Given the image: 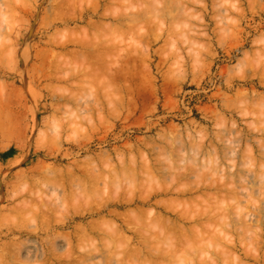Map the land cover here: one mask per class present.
Returning a JSON list of instances; mask_svg holds the SVG:
<instances>
[{"label":"rangeland","instance_id":"rangeland-1","mask_svg":"<svg viewBox=\"0 0 264 264\" xmlns=\"http://www.w3.org/2000/svg\"><path fill=\"white\" fill-rule=\"evenodd\" d=\"M63 2L62 0H0V96H2V99L0 98V254L2 255H0V264H43L40 262L44 259V264L53 262V264H84V262L107 264V260L108 264L111 262L116 264L117 261L121 262L123 256H127L125 260L122 258L124 262L128 261L129 256L131 257L128 264H132L133 260V264L142 262L152 264L153 260L158 259L160 262L153 264H168L174 255V261L169 264H182L183 260L185 264L184 256L189 261L186 264H264V155H262L264 154V0H64ZM60 7L62 8L59 9ZM131 14L133 16H130ZM149 14L151 15L148 16ZM89 22L94 25H89ZM119 30L122 32L120 33ZM122 33L127 34L122 35ZM73 38H76L75 41ZM113 43L115 47L112 51ZM104 46L110 52L106 51ZM102 47L105 48L106 53L102 52L98 55V52L103 50ZM92 48L96 50L93 49L94 53ZM86 51H91L90 55ZM142 51L145 55L140 56ZM43 56L47 58L45 61H42ZM98 61L100 62L97 63ZM82 69L84 70L81 71ZM87 71L88 74H84ZM122 71L124 72L120 74ZM128 167L130 169L126 173L130 176L124 174ZM69 169L70 171L72 169V173ZM173 171H178L176 175L181 174L180 177H176ZM208 171L211 172L212 177ZM117 172L121 175L119 176L121 180L116 179ZM224 173L226 175H223ZM45 175L46 177L49 175L48 178ZM132 177H135L134 180ZM225 177L230 178L231 183ZM76 178L79 181L73 183L72 180L75 181ZM45 179L51 181L47 182ZM209 179H212L211 183L215 188L217 187L216 189ZM206 183L208 185H205ZM79 184L83 186L80 187ZM161 185L163 188L171 186L174 189H184L187 193L182 196L161 194L152 197L151 192L161 189ZM149 195L151 204L140 207L139 200ZM174 195L177 199L182 197L183 200L180 198L176 200ZM215 197L219 200L217 201ZM197 200L200 204H197ZM166 202L170 204L167 205ZM188 202L192 203L188 205ZM214 202L219 205L217 212ZM161 203L168 206L169 211L171 208V212L176 213L177 216H180L181 212L187 214V211L190 214L189 216L183 214L189 220H179V222L183 220V225L179 223L182 232L186 227L191 228V230L186 229L188 232H183L185 239L184 236L179 235L181 240L186 241L185 246L179 239H176V242L179 240L180 243L174 242V237H171V240L174 238L173 241L169 242L166 239L162 242L161 235L168 236L171 231L163 233L150 224V218L158 213L160 208L157 205ZM207 205H215L214 209H216L215 211L213 208L210 209L209 215L213 216L215 212L218 214L222 210V214L226 212L227 215L224 214L223 217L219 216L221 214L219 213L214 214V218L211 215L208 217ZM221 206L222 208L227 206L226 211L220 210ZM31 213L33 218L30 216ZM123 213H126L125 216ZM171 215L166 214V217L173 220ZM222 221L224 222L221 227ZM109 223L117 227L109 226ZM139 224L143 225V229L141 228L143 234L146 233L144 227L147 226L150 231H156L157 233H152L161 239L158 242V237L155 235L156 239H154L157 243L154 239L153 242H149L153 246L157 244L153 250L158 248L160 249L158 252L161 251L159 256L151 251L152 257L156 256L157 260L149 255V261L151 260L149 262L145 253L146 261L142 253L137 256L130 254V245L134 249L131 251L135 252L140 247L139 241L152 235L147 230V234L151 235L143 236L141 229H138L141 226ZM206 226H209V230L211 228L210 232L206 231ZM192 227L200 230L193 231ZM113 228L119 231L116 233ZM218 228L220 229L217 230ZM248 229L254 232L250 233ZM87 230H90V233ZM196 231L199 233L195 234ZM191 232L195 233L191 235ZM212 232H215L218 238H213ZM109 233L113 234L108 236ZM115 233L120 234L115 235ZM137 233L140 234L137 236ZM202 235L206 236V239ZM209 235L214 242L217 241L218 247H215ZM197 236L203 238L197 241L195 240ZM198 242L199 246L196 248ZM206 243L208 249L203 247ZM212 243L213 246L210 245ZM81 244L84 247H81ZM166 244L170 247H166ZM189 244L191 247L194 245V249ZM220 245L222 249L219 248ZM106 246L113 250H109ZM126 246L129 247V251ZM174 246L176 250H172ZM200 246L203 247L202 251L199 250ZM92 248H94L93 252H90L89 249ZM98 248L101 251H98ZM107 249L111 255L108 254ZM124 249L127 251L125 250L122 256ZM120 250H122L121 254ZM58 251L63 253L60 254ZM179 251L181 254L177 257ZM56 257L61 258L56 259ZM135 257L139 258V263ZM26 259L28 262L24 261ZM3 260H6V263H2ZM123 260L120 264L124 263Z\"/></svg>","mask_w":264,"mask_h":264},{"label":"bare ground","instance_id":"bare-ground-1","mask_svg":"<svg viewBox=\"0 0 264 264\" xmlns=\"http://www.w3.org/2000/svg\"><path fill=\"white\" fill-rule=\"evenodd\" d=\"M63 1H64V0H62V2H63ZM65 1H66V0H65ZM139 1H141V0H139ZM129 2H130V1H129ZM147 2H149V1H147ZM154 2H155V1H154ZM63 3H64V2H63ZM66 3H67V2H66ZM98 3H99V2H98ZM98 3H96V6H97ZM64 4H65V3H64ZM70 4H71V3H70ZM128 4H129V3H128ZM57 5H58V4H57ZM57 5H56V6H57ZM60 5H62V4H60ZM96 6H95V8H96ZM99 6H100V5H99ZM147 6H148V5H147ZM149 6H150V5H149ZM62 7H63V6H62ZM62 7H60L59 9H61ZM64 7H65V5H64ZM68 7H69V6H68ZM150 7H151V6H150ZM66 8H67V7H66ZM91 10H92V9H91ZM96 10H97V9H96ZM144 10H146V9H144ZM141 11H142V10H141ZM147 11H148V9H147ZM153 11H154V10H153ZM153 11H152V12H153ZM158 11H159V10H158ZM61 12L63 13V11H61ZM93 12H94V11H93ZM124 12H125V11H124ZM136 12H137V11H136ZM138 12H139V11H138ZM120 13H121V11H120ZM141 13H142V12H141ZM147 13H148V12H146V15H147ZM102 14H103V13H102ZM132 14H136V13H132ZM132 14H131L130 16H133ZM139 14H140V13H139ZM152 14H153V13H152ZM118 15H119V14H118ZM122 15H124L123 12H122ZM126 15H128V14H126ZM146 15H145V16H146ZM150 15H151V14H149L148 16H150ZM154 15H155V14H154ZM97 16H98V15H97ZM103 16H104V15H103ZM105 16H106V15H105ZM110 16H111V15H110ZM135 16H136V15H135ZM152 16H153V15H152ZM136 17H137V16H136ZM136 17H134V20L136 19ZM146 17H147V16H146ZM112 18H113V17H112ZM122 18H123V16H122ZM139 18H140V17H139ZM118 20H119V19H118ZM123 20H124V19H123ZM128 20H129V19H128ZM141 20H144V19L141 18ZM112 21H113V20H112ZM136 21H137V20H136ZM136 21H134V23H136ZM144 21H145V20H144ZM102 22H103V21H102ZM116 22H117V21H116ZM119 22H120V21H119ZM137 22H138V21H137ZM89 23H90V22H89ZM100 23H101V21H100ZM108 23H109V22H108ZM112 23H113V22H112ZM123 23H125V22H123ZM139 23H140V22H139ZM91 24H93V23H90L89 25H91ZM95 24H96V22H95ZM98 24H99V22H98ZM101 24H102V23H101ZM93 25H94V24H93ZM93 25H91V26H93ZM120 25H121V24H120ZM127 25H128V24H127ZM136 25H137V23H136ZM99 26H100V25H99ZM108 26H109V25H108ZM112 26H113V25H112ZM112 26H111V27H112ZM116 26H117V25H116ZM128 26H129V25H128ZM130 26H131V24H130ZM102 27H104V26H101V28H102ZM109 27H110V26H109ZM89 28H90V27H89ZM113 28H114V27H113ZM138 28H139V27H138ZM104 29H105V27H104ZM133 29H134V28H133ZM88 30H89V29H88ZM96 30H97V29H96ZM96 30H95V31H96ZM115 30H117V29H115ZM128 30H129V29H128ZM106 31H107V28H106ZM111 31H113L112 28H111ZM119 31H120V30H119ZM69 32H70V31H69ZM69 32H68V33H69ZM121 32H122V30L120 31V33H121ZM125 32H128V31H125ZM135 32H136V31H135ZM135 32H134V33H135ZM107 33H108V32H107ZM116 33H117V32H116ZM131 33H132V32H131ZM72 34H73V33H72ZM123 34H124V33H122V35H123ZM125 34H127V33H125ZM125 34H124V35H125ZM143 34H144V33H143ZM143 34H142V35H143ZM64 35H65V34H64ZM66 35H67V34H66ZM68 35H69V34H68ZM69 36H71V34H70ZM80 36H81V35H80ZM80 36H79V38H80ZM92 36H93V35H92ZM131 36H132V35H131ZM65 38H67V37H65ZM69 38H70V37H69ZM99 38H100V37H99ZM123 38H124V37H123ZM128 38H129V37H128ZM73 39H74V41H75L76 38H73ZM81 39H82V37H81ZM81 39H79V41H81ZM84 39H85V38H84ZM86 39H87V38H86ZM132 39H133V38H132ZM77 40H78V39H77ZM99 40H100V39H99ZM103 40H107V39H103ZM109 40H110V39H109ZM72 41H73V40H72ZM74 41H73V42H74ZM79 41H78V42H79ZM84 41H85V40H84ZM84 41H83V42H84ZM127 43H128V42H127ZM84 44H85V43H84ZM81 45H83V43H81ZM83 46H84V45H83ZM96 46H97V45H96ZM98 47H99V46H98ZM100 47H101V46H100ZM104 47H105V46H104ZM110 47H112V46L110 45ZM114 47H115V46H114V43H113V49H112V51L114 50ZM90 48H91V47H90ZM95 48H96V47H95ZM95 48H92V53H94V52H93V49L95 50ZM105 48H106V47H105ZM105 48H104V49H105ZM108 48H109V47H108ZM102 49H103V47H102ZM104 49H103L102 51L100 50L101 52H98V55H100L102 52H103V53H106V52H104ZM42 50H43V49H42ZM90 50H91V49H90ZM105 50L108 51L107 48H106ZM50 51H51V50H50ZM81 51H82V50H81ZM83 51H85V50H83ZM95 51H96V50H95ZM75 52H77V51H75ZM86 52H87V51H86ZM86 52H85V53H86ZM89 52H91V51H89ZM89 52H87V53L89 54ZM108 52H110V51H108ZM115 52H116V51H115ZM125 52H126V51H125ZM142 52H143V51H142ZM58 53H59V52H58ZM92 53H91V54H92ZM95 53H96V52H95ZM40 54H41V53H40ZM48 54H49V53H48ZM60 54H61V53H60ZM88 54H87V56H88ZM119 54H120V53H119ZM128 54H129V53H128ZM137 54H138V53H137ZM141 54H144V52H143V53H140V56H141ZM36 55H37V54H36ZM41 55H42V54H41ZM55 55H56V54H55ZM63 55H64V54H63ZM89 55H90V54H89ZM144 55H145V54H144ZM144 55H143V56H144ZM56 56H57V55H56ZM64 56H65V55H64ZM66 56H67V55H66ZM84 56L86 57V55H84ZM101 56H102V55H101ZM115 56H116V55H115ZM119 56H120V55H119ZM132 56L134 57L135 55L132 54ZM138 56H139V55H138ZM143 56H142V57H143ZM146 56H147V55H146ZM77 57H78V56H77ZM91 57H92V56H91ZM105 57H106V56H105ZM110 57H111V53H110ZM129 57H131V55H130ZM142 57H141V58H142ZM40 58H41V57H40ZM43 58H44V56L42 57V59H43ZM68 58H69V56H68ZM101 58H103V56H102ZM122 58H123V57H122ZM135 58H136V56H135ZM135 58H134V59H135ZM137 58H138V57H137ZM139 58H140V57H139ZM45 59H47V58L45 57L44 60H42V61H45ZM85 59H86V58H85ZM91 59H92V58H91ZM91 59H90V60H91ZM94 59H95V58H94ZM126 59H127V58H126ZM142 59L144 60V58H142ZM86 60H87V59H86ZM114 60H115V59H114ZM117 60H118V59H117ZM120 60H122V59H120ZM131 60H132V58H131ZM57 61H58V59H57ZM71 61H72V60H71ZM81 61H82V60H81ZM88 61H89V60H88ZM92 61H93V60H92ZM92 61H91L90 63H92ZM108 61H109V60H108ZM118 61H119V60H118ZM126 61H127V60H126ZM139 61H141V60H139ZM60 62H61V61H60ZM93 62H95V61H93ZM99 62H100V61H98L97 63H99ZM104 62H105V61H104ZM119 62H120V61H119ZM123 62H125V61H123ZM132 62H133V61H132ZM146 62H147V61H146ZM54 63H55V61H54ZM86 63H87V62H86ZM108 63H109V62H108ZM140 63H141V62H140ZM144 63H145V62H144ZM43 64H44V63H42V65H43ZM46 64H47V63H46ZM49 64H50V62H49ZM56 64H57V63H56ZM78 64H79V63H78ZM103 64H104V63H103ZM137 64H138V63H137ZM50 65H51V64H50ZM50 65H49V66H50ZM79 65H80V64H79ZM79 65H78L77 67H79ZM86 65H87V64H86ZM101 65H102V64H101ZM109 65H110V64H109ZM117 65H118V64H117ZM43 66H44V65H43ZM45 66H46V65H45ZM90 66H92V64H90ZM99 66H100V65H99ZM111 66H112V65H111ZM111 66H110V67H111ZM118 66H119V65H118ZM96 67H98V66H96ZM103 67H104V65H103ZM119 67L121 68V66H119ZM135 67H136V66H135ZM147 67H148V66H147ZM147 67H146V69H147ZM84 68H85V67H84ZM101 68H102V67H101ZM111 68H112V67H111ZM120 68H119V69H120ZM127 68H128V67H127ZM42 69H44V68H42ZM46 69H48V67H47ZM91 69H92V68H91ZM91 69H90V70H91ZM93 69H94V68H93ZM104 69H105V68H104ZM116 69H117V68H116ZM132 69H134V68H132ZM132 69H131V70H132ZM83 70H84V69H82L81 71H83ZM90 70H89V71H90ZM99 70H100V69H99ZM131 70H129V71H131ZM136 70H138V68H137ZM140 70H141V69H139L138 72H140ZM33 71L35 72V69H34ZM97 71H98V70H97ZM102 71H103V70H102ZM116 71H118V70H116ZM119 71H120V70H119ZM124 71H125V70H124ZM124 71H122L121 73L119 72V73L122 74ZM127 71H128V69H127L125 72L127 73ZM90 72H91V71H90ZM104 72H106V71H104ZM95 73H96V72H95ZM81 74H83V72H82ZM84 74H88V71H87V73L85 72ZM89 74H90V73H89ZM93 74H94V73H93ZM99 74H100V72H99ZM134 74H135V73H133V75H134ZM145 74H146V73H145ZM145 74H144V75H145ZM91 75H92V73H91ZM91 75H90V76H91ZM95 75H96V74H95ZM97 75H98V74H97ZM110 75H112V74H110ZM125 75H126V74H125ZM125 75H122V76L124 77ZM127 75H128V74H127ZM131 75H132V74H131ZM113 76H114V75H113ZM119 76H120V75H119ZM128 76H129V75H128ZM141 76H142V75H141ZM108 77H109V76H108ZM111 77H112V76H111ZM114 77L116 78V76H114ZM117 77H118V73H117ZM145 77H146V76H145ZM118 78H119V77H118ZM121 78H122V77H121ZM125 78H127V77L125 76ZM131 78H134V77H131ZM116 79H117V78H116ZM116 79H115V80H116ZM123 79H124V78H123ZM137 79H138V78H137ZM137 79H136V80H137ZM139 79H140V77H139ZM81 80H82V79H81ZM110 80H111V79H110ZM112 80H113V79H112ZM112 80H111V81H112ZM115 80H114V81H115ZM87 81H88V80H87ZM89 81H90V80H89ZM118 81H120V80H118ZM116 82H117V81H116ZM114 83H115V82H114ZM114 83H113V84H114ZM118 83H120V82H118ZM0 86H1V85H0ZM2 88H3V86H2ZM262 96H263V95H262ZM1 97H2V96H0V98H1ZM260 97H261V96H260ZM1 99H2V98H1ZM4 99H5V98H4ZM253 100H254V99H253ZM253 100H252V101H253ZM255 100H256V99H255ZM6 101H7V97H6ZM8 101H9V99H8ZM261 101H262V100H261ZM0 102H1V101H0ZM3 102H4V104H5V100H4ZM9 102H10V101H9ZM6 103H8V102H6ZM6 105H7V104H6ZM8 105H9V104H8ZM0 106H1V104H0ZM6 109H7V108H6ZM0 110H1V109H0ZM7 110H8V109H7ZM9 112H10V111H9ZM254 112H255V111H254ZM263 112H264V111H263ZM257 116H258V115H257ZM2 119H3V118H2ZM4 119H5V118H4ZM263 120H264V119H263ZM77 122H79V121H77ZM75 123H76V122H75ZM77 124H78V123H77ZM81 125H82V124H81ZM82 126H83V125H82ZM72 127H73V126H72ZM75 129H76V128H75ZM77 129H79V128H77ZM216 136H217V135H216ZM263 137H264V136H263ZM258 138H259V137H258ZM261 139H262V137H261ZM190 140H191V139H190ZM224 140H225V139H224ZM191 141H193V140H191ZM194 141H195V140H194ZM229 141H230V140H229ZM262 141H263V140H262ZM199 142H200V141H199ZM203 142H204V140L202 141V143H203ZM210 142H211V141H210ZM189 143H190V142H189ZM194 143H195V142H194ZM200 143H201V142H200ZM212 143H213V142H212ZM261 143H262V142H261ZM192 144H193V143H192ZM196 144H198V143H196ZM210 144H211V143H210ZM263 144H264V143H263ZM186 145H187V144H186ZM193 145H194V144H193ZM203 145H204V144H203ZM213 145H214V144H213ZM230 145H231V144H230ZM181 146H182V145H181ZM188 146H189V145H188ZM190 146H192V145H190ZM197 146H199V145H196V147H197ZM200 146H202V145L200 144ZM226 146H227V145H226ZM206 147H207V146H206ZM210 147H211V146H210ZM214 147H215V146H214ZM229 147H230V146H229ZM229 147H228V148H229ZM173 148H175V147H173ZM185 148H186V147H185ZM190 148L193 149V147H190ZM202 148H204V147H202ZM202 148H200V149H202ZM208 148H209V147H208ZM233 148H234V147H233ZM186 149H187V148H186ZM192 149H191V150H192ZM196 149H198V148H196ZM196 149H195V150H196ZM210 149H211V148H210ZM215 149H216V148H215ZM230 149H231V148H230ZM176 150H177V148H176ZM182 151H183V150H182ZM192 151H193V150H192ZM197 151H199V149H198ZM215 151H216V150H215ZM234 151H235V150H234ZM250 151H251V150H250ZM160 152H161V151H160ZM193 152H195V151H193ZM201 152H202V151H201ZM209 152H210V151H209ZM217 152H218V151H217ZM217 152H216V153H217ZM262 152H263V151H262ZM203 153H204V152H203ZM218 153H219V152H218ZM260 153H261V152H260ZM260 153H259V154H260ZM205 154H206V153H205ZM224 154H225V153H224ZM227 154H228V153H227ZM191 155H193V154H191ZM199 155H200V154H199ZM209 155H210V154H209ZM225 155H226V154H225ZM248 155H249V154H248ZM262 155H264V154H262ZM183 156H185V155H183ZM200 156H201V155H200ZM216 156H217V154H216ZM147 157H148V156H147ZM201 157H202V156H201ZM209 157L212 158L211 156H209ZM213 157H214V156H213ZM261 157H262V156H261ZM263 157H264V156H263ZM205 158H206V157H205ZM217 158H218V156L215 157L216 161H217ZM105 159H106V158H105ZM167 159H168V158H167ZM199 160H200V158H199ZM209 160H210V159H209ZM211 160L214 161L213 159H211ZM219 160H220V159H219ZM108 161L110 162V160H108ZM142 161H143V160H142ZM148 161H149V160H148ZM168 161H169V160H168ZM172 161H173V159H172ZM203 161H204V160H203ZM203 161H200V162H203ZM208 162H209V161H208ZM220 162H221V161H220ZM88 163H89V162H88ZM122 163H124V162H122ZM143 163H144V162H143ZM149 163H150V162H149ZM168 163H169V162H168ZM231 163H232V162H231ZM150 164H151V163H150ZM171 164H172V163H171ZM199 164H200V163H199ZM204 164H205V163H204ZM206 164H207V163H206ZM210 164H211V163H210ZM155 165H156V163H155ZM159 165H161V164H159ZM165 165H167V163H166ZM165 165H164V166H165ZM208 165H209V164H208ZM137 166H139V165H137ZM143 166H144V164H143ZM152 166H153V165H152ZM210 166H211V165H210ZM45 167H47V166H45ZM82 167H83V166H82ZM84 167H85V166H84ZM109 167H110V166H109ZM130 167H131V166H130ZM204 167H206V165H205ZM263 167H264V166H263ZM47 168H48V167H47ZM47 168H46V169H47ZM49 168H50V167H49ZM54 168H55V167H54ZM122 168H123V167H122ZM133 168H134V167H133ZM138 168H139V167H138ZM138 168H137V169H138ZM176 168H177V167H176ZM178 168H179V166H178ZM208 168H210V167H208ZM44 169H45V168H44ZM50 169H52V168H50ZM56 169H57V168H56ZM86 169H87V168H86ZM86 169H85V170H86ZM98 169H99V168H98ZM113 169H114V168H113ZM119 169H120V168H119ZM128 169H130V168L128 167L127 170L124 171V174H128V175H129V173H126V172L128 171ZM139 169H140V168H139ZM152 169H154V168H152ZM203 169H204V168H203ZM212 169H214V168L212 167ZM60 170H61V169H60ZM90 170H91V169H90ZM90 170H89V171H90ZM120 170H121V169H120ZM146 170H147V169H146ZM166 170H167V169H166ZM174 170H175V169H174ZM179 170H180V169H179ZM214 170H215V169H214ZM43 171H44V170H43ZM43 171H42V172H43ZM54 171H55V170L53 169V172H54ZM69 171H70V169H69ZM71 171H72V169H71ZM71 171H70V173H72ZM74 171H75V170H74ZM83 171H84V170H83ZM97 171H99V170H97ZM101 171H102V170H101ZM114 171L116 172V170H114ZM144 171H145V169H144ZM195 171H196V170H195ZM197 171H198V170H197ZM211 171H212V170H211ZM216 171H217V170H216ZM84 172H85V171H84ZM84 172H83V173H84ZM93 172H94V171H93ZM105 172H106V171H105ZM107 172H108V171H107ZM132 172H133V171H132ZM138 172H139V170H138ZM157 172H158V171H157ZM173 172H174L175 175H176V173H177L178 171H173ZM198 172H199V171H198ZM208 172H209V171H208ZM46 173H47V172H46ZM85 173H86V172H85ZM100 173H101V172H100ZM111 173H112V172H111ZM117 173H118V175H117L118 178H116V179L121 180V179H119V176L121 177V175H119V172H117ZM146 173H147V171H146ZM160 173H161V172H160ZM185 173H186V172H185ZM209 173H210V176H211V172H209ZM216 173H217V172H216ZM232 173H233V172H232ZM39 174H41V172H40ZM55 174H56V173H55ZM60 174H62V173H60ZM63 174H64V173H63ZM74 174H75V173H74ZM74 174H73V175H74ZM81 174H82V173H81ZM89 174H90V173H89ZM98 174H99V173H98ZM130 174H131V171H130ZM133 174H134V173H133ZM136 174H137V173H136ZM147 174H148V173H147ZM178 174H179V173H178ZM201 174H202V171H201ZM235 174H236V173H235ZM256 174H257V172H256ZM42 175H44V173H43ZM67 175H68V174H67ZM73 175H72V176H73ZM78 175H79V174H78ZM94 175H95V174H94ZM94 175H93V176H94ZM113 175H114V174H113ZM128 175H127V176H128ZM131 175H132V174H131ZM137 175H138V174H137ZM137 175H136V176H137ZM180 175H181V174H180ZM180 175H176V177H177V176L180 177ZM182 175H183V173H182ZM207 175H209V174H207ZM212 175H213V174H212ZM216 175H217V174H216ZM221 175H222V174H221ZM223 175H226V174L224 173ZM238 175H239V174H238ZM260 175H261V174H260ZM48 176H49V175H48ZM48 176L46 177V175H45L46 178H48ZM85 176H86V174H85ZM88 176H89V175H88ZM99 176H100V175H99ZM99 176H98V178H99ZM117 176H116V177H117ZM129 176H130V175H129ZM129 176H128V178H130ZM141 176H142V175H141ZM202 176H204V174H202ZM236 176H237V175H235V177H236ZM254 176H255V175H254ZM55 177H56V176H55ZM103 177H104V176H103ZM103 177H102V178H103ZM108 177H109V176H108ZM150 177H151V176H150ZM181 177H182V176H181ZM187 177H188V175H187ZM207 177H208V176H207ZM211 177H212V176H211ZM233 177H234V176H233ZM242 177H243V176H242ZM49 178H51V177H49ZM67 178H68V177H67ZM74 178H75V177H74ZM74 178H73V179H74ZM88 178H90V177H88ZM98 178H97V179H98ZM122 178L124 179V175H122ZM132 178H133V177H132ZM134 178H135V177H134ZM134 178H133V180H134ZM137 178H139V177H137ZM141 178H143V177H141ZM141 178H140V181H141ZM144 178H145V177H144ZM146 178H147V177H146ZM148 178H149V177H148ZM148 178H147V179H148ZM160 178H161V177H160ZM209 178H210V177H209ZM217 178H218V176H217ZM225 178H226V177H225ZM262 178H263V177H262ZM41 179H42V178H41ZM41 179H40V180H41ZM63 179H65V178H63ZM79 179H80V177H79ZM91 179H92V178H91ZM109 179H111V178L109 177ZM109 179H108V180H109ZM152 179H153V178H152ZM174 179H175V178H174ZM220 179H221V178H220ZM226 179H227V178H226ZM229 179H230V178H229ZM229 179H227V180L230 182ZM235 179H236V178H235ZM235 179L233 180L234 182H235ZM257 179H258V178H257ZM45 180H46V179H45ZM48 180H49V179H48ZM48 180H46V181L48 182ZM69 180H70V179H69ZM81 180H82V179H81ZM81 180H80V181H81ZM83 180H84V176H83ZM92 180H93V179H92ZM127 180H129V179H127ZM159 180H160V179H159ZM169 180H170V179H169ZM188 180H189V179H188ZM201 180H203V179H201ZM204 180H206V177L204 178ZM211 180H212V179H209L210 183H211ZM213 180H214V179H213ZM227 180H226V182H227ZM49 181H51V179H50ZM66 181H67V180H66ZM72 181H73V183H74V182L77 183L79 180L77 181V178H76L75 181H74V180H72ZM76 181H77V182H76ZM89 181H90V180H89ZM95 181H96V180H95ZM95 181H94V182H95ZM100 181H101V180H100ZM105 181H107V180H105ZM130 181H132L131 178H130ZM130 181H129V182H130ZM163 181H164V180H163ZM40 182H41V181H40ZM47 182H46V183H47ZM53 182H54V181H53ZM57 182H58V180H57ZM83 182L85 183V181H83ZM86 182H87V181H86ZM108 182H109V181H108ZM153 182H154V181H153ZM203 182H204V181H203ZM213 182H215V181H213ZM221 182H222V181H221ZM256 182H257V180H256ZM92 183H93V182H92ZM106 183H107V182H106ZM111 183H112V182H111ZM115 183H116V182H115ZM120 183H121V182H120ZM151 183H152V182H151ZM160 183H161V181H160ZM176 183H177V181H176ZM198 183H199V182H198ZM215 183H217V182H215ZM215 183H214V184H215ZM230 183H231V182H230ZM254 183H255V182H254ZM29 184H30V183H29ZM35 184H36V182H35ZM43 184H44V183H43ZM68 184H69V183H68ZM70 184H71V183H70ZM85 184H86V183H85ZM124 184H125V183H124ZM126 184H127V183H126ZM161 184H162V183H161ZM201 184H202V182H201ZM211 184H212V186H213V183H211ZM211 184H210V186H211ZM221 184H222V183H221ZM221 184H219V185H221ZM228 184H229V183H228ZM232 184H233V182H232ZM235 184H237V183H235ZM263 184H264V183H263ZM53 185H54V184H53ZM74 185H75V184H74ZM79 185H80V184H79ZM110 185H111V184H110ZM113 185H114V183H113ZM113 185H112V186H113ZM139 185H140V184H139ZM145 185H146V184H145ZM151 185H152V184H151ZM172 185H173V184H172ZM177 185H178V183H177ZM205 185H208V184L206 183ZM223 185L225 186V183H224ZM255 185H256V184H255ZM28 186H29V185H28ZM61 186H62V184H61ZM61 186H60V187H61ZM81 186H83V185H80V187H81ZM107 186H108V185H107ZM131 186H132V185H131ZM131 186H130V187H131ZM133 186H134V185H133ZM140 186H142V185H140ZM161 186H162V185H161ZM174 186H175V185H174ZM180 186H181V185H180ZM199 186H201V185H199ZM210 186H208V187H210ZM216 186H217V185H216ZM256 186H257V185H256ZM29 187L32 188L31 186H29ZM56 187H57V186H56ZM64 187H66V186H64ZM110 187H111V186H110ZM135 187H137V186H135ZM152 187H153V186H152ZM157 187H158V186H157ZM164 187H165V186H164ZM213 187H214V186H213ZM213 187H211V188H213ZM219 187H220V186H219ZM232 187H233V186H232ZM232 187H231V188H232ZM53 188H54V187H53ZM57 188H58V187H57ZM71 188H72V187H71ZM153 188H155V187H153ZM160 188H161V187H160ZM181 188H182V187H181ZM196 188H197V187H196ZM214 188H215V187H214ZM216 188H217V187H216ZM216 188H215V189H216ZM226 188H228V187H226ZM63 189H64V188H63ZM81 189H82V188H81ZM85 189H86V188H85ZM110 189H111V188H110ZM133 189H134V188H133ZM140 189H141V188H140ZM185 189H186V188H185ZM221 189H222V187H221ZM221 189H218V190L221 191ZM257 189H259V188H257ZM261 189H262V187H261ZM29 190H30V189H29ZM55 190H56V189H55ZM71 190H73V189H71ZM187 190L190 191L189 189H187ZM192 190H193V189H192ZM195 190H196V189H195ZM199 190H200V188H198L197 191H199ZM207 190H208V189H207ZM218 190H217V192H218ZM229 190H230V189H229ZM134 191H135V190H134ZM134 191H132V192H134ZM154 191H155V190H154ZM154 191H153V192H154ZM205 191H206V190H205ZM232 191H233V188H232ZM263 191H264V190H263ZM69 192H70V191H69ZM77 192H78V191H77ZM130 192H131V191H130ZM149 192H150V191H148V193H149ZM153 192H151L152 194H150L152 197H154V196H156V195H161V194H171V195H172V194H176V195H181V196H182V195H185V194L187 193V191L184 190V189H183V190H180V189H174V188L171 187V186H170V187H166V188H163V186H162L161 189H158V190L155 191L154 193H153ZM233 192H234V191H233ZM56 193H57V192H56ZM56 193H53V194H56ZM66 193H67V192H66ZM75 193H76V192H75ZM83 193H84V192H83ZM146 193H147V192H146ZM148 193H147V194H148ZM219 193H220V192H219ZM236 193H237V192H236ZM236 193H235V194H236ZM251 193H252V192H251ZM251 193H250V194H251ZM261 193H263V192L261 191ZM33 194H34V193H33ZM128 194H129V193H128ZM147 194H146V195H147ZM192 194H193V193H192ZM192 194H191V195H192ZM205 194H206V193H205ZM205 194H203V195L205 196ZM229 194H231V193H229ZM235 194H234V195H235ZM34 195H35V194H34ZM34 195H33V196H34ZM132 195H133V194H132ZM134 195H135V194H134ZM140 195H141V194H140ZM140 195H138V197H139ZM150 195L147 196L148 198L146 197V198H144V199H140V200H139V205H140V207H143V206H145V205H150V204H151V202L149 203V201H151V200H150ZM197 195H198V194H197ZM212 195H213V194H212ZM251 195H252V194H251ZM258 195H259V194H258ZM78 196H79V194H78ZM84 196H85V194H84ZM172 196H173V195H172ZM174 196H175V195H174ZM192 196H195V195H192ZM201 196H202V195H200V197H201ZM214 196H215V195H214ZM231 196H232V195H231ZM62 197H63V196H62ZM81 197H82V195H81ZM175 197H176V196H175ZM175 197H172V198H175ZM189 197H190V196H189ZM195 197L198 198L197 196H195ZM205 197H206V196H205ZM210 197H212V196H210ZM220 197H222V196H220ZM235 197H236V196H235ZM250 197H251V196H250ZM53 198H54V197H53ZM73 198H74V197H73ZM132 198H133V197H132ZM139 198H140V197H139ZM179 198H180V197H179ZM179 198H178V199H179ZM181 198H182V197H181ZM181 198H180V199H181ZM201 198H202V197H201ZM62 199H63V198H62ZM62 199H61V200H62ZM80 199H81V198H80ZM156 199H157V198H156ZM166 199H167V198H166ZM169 199H170V198H169ZM178 199H177V197H176V200H178ZM180 199H179V200H180ZM203 199H204V198H203ZM208 199H209V198H208ZM215 199H217V201L219 200L217 197H215ZM249 199H250V198H249ZM55 200H56V199H55ZM84 200H85V198H84ZM127 200H128V199H127ZM133 200H134V199H133ZM172 200H173V199H172ZM181 200H183V199H181ZM187 200H188V199H187ZM189 200H190V198H189ZM192 200H193V199H192ZM194 200H195V199H194ZM199 200H200V199H199ZM201 200H202V199H201ZM226 200H227V199H226ZM226 200H225V202H226ZM62 201H63V200H62ZM62 201H61V202H62ZM129 201H130V200H129ZM129 201H128V202H129ZM131 201H132V200H131ZM185 201H186V200H185ZM195 201H196V200H195ZM202 201H203V200H202ZM202 201H201V202H202ZM208 201H209V200H208ZM247 201H248V200H247ZM64 202H65V201H64ZM119 202L121 203V201H119ZM119 202H118V203H119ZM182 202H183V201H182ZM206 202H207V201H206ZM212 202H213V200H212ZM212 202H208V203H211V204H212ZM126 203H127V201H126ZM136 203H137V202H136ZM166 203H167V202H166ZM172 203H173V202H172ZM180 203H181V202H180ZM189 203L191 204L192 202H188V205H190ZM194 203H195V202H194ZM208 203H207V204H208ZM223 203H224V202H223ZM162 204H163V203L157 205V206H159L160 210H158V213H155L156 215L154 214L153 217L150 218V220H149V221H150V224L152 225V227H155V228L157 227V228H156L157 230H158V228H159V230H160V231H163V233H165L166 231H171V234H169L168 236H167V234H166L165 236H163L164 234L161 233V232L159 231L161 234H163V235H161V236L163 237L162 242H165L166 239L170 242V241H173L174 238H175V241H174V242H176V239L181 240L180 237H179V235L182 236V237L184 236L183 239H185L186 236H185V234H184L183 232H185V231L188 232V230H186V229L191 230V228H189V227L187 228V227H186V228L184 229L185 231L182 232V227H181V225H183V223H182L183 220H185V219L188 218V217H187V218L184 217L185 215L187 216L188 211H187V214L184 212L185 215H183L184 213L182 214V212H181V215H180V216H177L176 213L174 214V212H173V213L171 212V208H170V211H169V209H168L169 207L167 206V207H168V208H167L164 204H163V205H162ZM169 204H170V203H169ZM169 204L167 203V205H169ZM183 204H184V203H183ZM197 204H200L198 200H197ZM211 204H210V205H211ZM213 204H215V202H214ZM217 204H218V203L216 202L215 205H216V209H217V210L214 209L215 205H214V206L212 205L213 207L207 205V207L209 206V210H208V208H207V210H206V211H208V212H207V213H208V217L211 215V214L209 215V211H210V209L213 208L214 211L216 210V212L219 210V208H217V206H219V205H217ZM221 204H222V203H221ZM231 204H232V203H231ZM35 205H37V204H35ZM39 205H40V207H41V204H39ZM61 205H62V204H61ZM112 205H113V204H112ZM125 205H126V204H125ZM172 205H174V204H172ZM181 205H182V204H181ZM195 205H196V204H195ZM37 206H38V205H37ZM137 206H138V205H137ZM137 206H136V207H137ZM203 206H204V202H203ZM224 206H225V205H224ZM28 207H29V206H28ZM47 207H48V206H47ZM173 207H174V206H173ZM191 207H193V206H191ZM222 207H223V206L220 207V208H221L220 210H222V209L225 210V208H226L227 206H226L225 208H222ZM230 207H231V205H230ZM30 208H31V207H30ZM50 208H51V207H50ZM132 208H133V207H131V209H132ZM134 208H135V207H134ZM138 208H139V207H138ZM155 208H156V207H155ZM174 208H175V207H174ZM176 208H177V207H176ZM181 208H182V207H181ZM187 208H188V206H187ZM25 209H26V208H25ZM43 209H44V207H43ZM43 209H42V210H43ZM140 209H141V208H140ZM143 209H144V208H143ZM146 209H148V208L146 207ZM191 209H192V208H191ZM204 209H205V208H204ZM228 209H229V208H228ZM230 209H232V208H230ZM23 210H24V209H23ZM27 210H28V209H27ZM32 210H33V209H32ZM42 210H41V212H42ZM112 210H113V209H112ZM135 210H136V209H135ZM178 210H179V209H178ZM180 210H181V209H180ZM187 210H188V209H187ZM189 210H190V209H189ZM200 210H201V209H200ZM43 211L45 212V209H44ZM46 211H47V209H46ZM110 211H111V209L109 210V212H110ZM116 211H117V210H116ZM121 211H122V210H121ZM121 211H120V212H121ZM141 211H143V210H141ZM144 211H145V209H144ZM153 211H155V210H153ZM184 211H185V210H184ZM214 211H213V212H214ZM225 211H226V210H225ZM228 211H229V210H228ZM27 212H28V211H27ZM33 212H34V211H33ZM33 212H32V213H33ZM114 212H115V211H114ZM124 212H125V210H124ZM136 212H137V211H136ZM156 212H157V211H156ZM196 212H198V211H196ZM216 212H215L214 214H217ZM222 212H223V210H222L221 212L219 211L218 214H219V213L222 214ZM230 212H231V211H230ZM230 212H229V213H230ZM234 212H236V211H234ZM32 213H31V215H30L31 217H32ZM38 213H39V212H38ZM111 213L113 214V212H111ZM111 213H110V214H111ZM143 213H144V212H143ZM143 213H142V214H143ZM145 213H147V212H145ZM198 213H199V212H198ZM198 213H197V214H198ZM202 213H203V212H202ZM205 213H206V212H205ZM237 213L240 214V212H237ZM42 214H43V213H42ZM42 214H40V215H42ZM45 214H46V212H45ZM108 214H109V213H108ZM123 214H124V213H123ZM125 214H126V213H125ZM125 214H124V216H125ZM138 214H139V213H138ZM140 214H141V212H140ZM166 214H172L171 216L173 217V220H172V219L169 220V219L166 217ZM197 214H196V215L193 214V215H194V216H197ZM214 214H213V216H214ZM218 214H217V215H218ZM221 214H219V216H223L224 214L227 215L226 212H224V214H222V215H221ZM239 214H238V216H239ZM121 215H122V213H121ZM178 215H179V214H178ZM189 215H190V214H188V216H189ZM193 215H192V216H193ZM200 215H202L201 212H200ZM205 215H206V214H205ZM217 215H216V216H217ZM225 215H224V216H225ZM236 215H237V214H236ZM34 216H35V215H34ZM43 216H44V215H43ZM129 216H130V215H129ZM135 216H136V214H135ZM137 216H138V215H137ZM202 216H203V215H202ZM202 216H201V217H202ZM206 216H207V215H206ZM211 216H212V215H211ZM213 216H212V217H213ZM224 216H223V217H224ZM36 217H37V216H36ZM116 217H117V216H116ZM120 217L123 218V216H120ZM138 217H140V216H138ZM138 217H137V218H138ZM142 217H143V216H142ZM148 217H149V216H148ZM179 217H180V218H179ZM198 217H199V216H197V218H198ZM226 217H227V216H226ZM240 217H241V216H240ZM32 218H33V217H32ZM32 218H31V219H32ZM169 218H170V217H169ZM189 218H190V217H189ZM204 218H205V217H204ZM213 218H214V217H213ZM237 218H238V217H237ZM243 218H244V217H243ZM108 219H110V218H108ZM108 219H107V220H108ZM132 219H133V218H132ZM142 219H143V218H141V220H142ZM147 219H148V218H147ZM181 219H183L182 222H179V220H181ZM210 219H211V218H209V220H210ZM218 219H219V218H218ZM244 219H245V218H244ZM110 220H111V219H110ZM121 220H122V219H121ZM137 220H139V218H138ZM187 220H189V219H187ZM190 220H191V219H190ZM202 220H204V219H202ZM114 221H115V220H114ZM114 221H113V222H114ZM122 221H123V220H122ZM142 221H143V220H142ZM146 221H147V220H146ZM207 221H208V220H207ZM44 222H45V219H44ZM108 222H109V221H108ZM123 222H124V221H123ZM127 222H128V221H127ZM138 222H139V221H138ZM147 222H148V221H147ZM203 222H206V220H204ZM217 222H218V220H217ZM219 222H220V221H219ZM223 222H224V221H222V223H220V225L223 224ZM240 222H241V221H240ZM42 223H43V222H42ZM114 223H115V222H114ZM124 223H126V222H124ZM143 223H144V222H143ZM179 223H182V224L180 225ZM207 223H208V222H207ZM207 223H199V224H204V225H205V224H207ZM209 223H210V222H209ZM214 223H216V222H214ZM214 223H213V224H214ZM43 224H44V223H43ZM96 224L98 225V222H96ZM133 224H134V222H133ZM147 224H148V223H147ZM147 224H146V225H147ZM184 224H185V223H184ZM192 224H193V222H192ZM192 224H190V225H192ZM86 225H88V224H86ZM90 225H91V227H92V224H90ZM90 225H89V227H90ZM97 225H96V226H97ZM110 225L112 226V225H114V224H110V223H109V226H110ZM129 225H130V224H129ZM140 225H141V224H139V226H140ZM144 225H145V223H144ZM193 225H194V224H193ZM193 225H192V226H193ZM207 225H210V224H207ZM214 225H215V224H214ZM250 225H251V224H250ZM83 226H84V225H83ZM114 226H116V225H114ZM125 226H126V225H125ZM130 226H132V225H130ZM141 226H142V227H141ZM141 226H140V228H138V229H141V228L143 229V225H141ZM148 226H150V225H148ZM223 226H224V225H223ZM243 226H245V225H243ZM256 226H257V225H256ZM256 226H253V227H256ZM48 227H49V226H48ZM84 227H85V226H84ZM84 227H83V228H84ZM87 227H88V226H87ZM94 227H95V226H94ZM97 227H98V226H97ZM97 227H95V228L97 229ZM116 227H117V226H116ZM121 227H122V226H121ZM137 227H138V226H137ZM184 227H185V226H184ZM206 227H207V226H206ZM208 227H209V226H208ZM208 227H207L206 231L208 230V231L210 232L211 228H210V230H209ZM221 227H222V225H221ZM246 227H247V226H246ZM248 227L251 228L250 226H248ZM125 228H126V227H125ZM129 228H130V227H129ZM144 228H145V230H146V233L144 232V234H147V230H149V228H148L147 226L144 227ZM146 228H148V229H146ZM150 228H151V227H150ZM192 228H193V227H192ZM256 228H257V227H256ZM80 229H81V228H80ZM85 229H86V228H85ZM100 229H101V228H100ZM109 229H110V228H109ZM113 229H114V228H113ZM116 229H117V228H115L113 231H116V233H117V231H119V230H116ZM120 229H121V228H120ZM131 229H133V228H131ZM135 229H136V228H135ZM142 229H141L140 231H142V235L144 236V234H143V230H142ZM195 229H198V228H195ZM195 229L193 228L192 230L194 231ZM219 229H220V228H218L217 230H219ZM240 229L243 230V228H241V227H240ZM251 229H252V228H251ZM253 229H255V228H253ZM104 230H105V228H104ZM145 230H144V231H145ZM198 230H200V229H198ZM245 230H246V229H245ZM248 230H250V229H248ZM256 230H257V229H256ZM256 230H255V231H256ZM89 231H90V230H89ZM89 231L87 230L88 233H90ZM91 231H93L92 228H91ZM95 231H96V230H95ZM97 231H98V230H97ZM121 231H122V230H121ZM137 231L139 232V230H137ZM137 231H134V232H137ZM149 231H150V230H149ZM149 231H148V232H149ZM208 231H207V232H208ZM250 231H251L250 233H253V232H254L253 230H250ZM85 232H86V230H85ZM85 232H84V233H85ZM108 232H110V231L108 230ZM123 232H124V230H123ZM150 232H151L152 235H154L152 232H156V231L153 230V231H150ZM186 232H185V233H186ZM196 232H197V231H196ZM247 232H248V231H247ZM82 233H83V232H82ZM84 233H83V234H84ZM113 233H114V232H113ZM113 233H112V234H113ZM116 233H115V235H119V234H120V233H119V234H116ZM156 233H157V232H156ZM180 233H182V234H180ZM194 233H195V232H193V233L191 232V235H193ZM198 233H199V232H197V233H195V234H198ZM214 233H215V232H214ZM214 233L212 232L213 236H212V234H211V236H212L213 238H218V237L216 236V234H214ZM218 233H219V232H218ZM222 233L224 234L223 231H222ZM242 233H243V231H242ZM83 234H82V236H83ZM86 234H87V233H86ZM91 234H92V233H91ZM91 234H90V235H91ZM105 234H106V231H105ZM112 234L109 233L108 236H110V235H112ZM138 234H140V233H137V236H138ZM151 234L149 233V234H147V236H148V235H151ZM188 234H189V233H188ZM188 234H187V236H189ZM201 234H203V233H201ZM223 234H222V236H223ZM246 234H247V233H246ZM255 234H256V233H255ZM255 234H254V235H255ZM257 234H258V233H257ZM88 235H89V234H88ZM93 235H94V234H93ZM121 235H123V234H121ZM152 235L148 237L149 240H148V238H146V237H147L146 235H145V236H146L145 238H146L147 240L144 239V238H143L144 240H140V239H139V240H140V241H139V243H140V247H139L140 250H139V248H138L137 251L135 250V252H133L134 249L131 248L132 245H130V249H129V247L126 246V247H127V250L129 249L130 252H131L130 254H133L134 256H135V255L137 256L138 254L140 255L141 253L144 255V253H145V254H146V257L148 258V261H149V257H150V256H151V257L153 256V255H151V254H152L151 251L153 250V247H157V246H156L157 244H156V245L154 244L155 246H153V245H151L152 243H149L150 241L153 242V241L156 239V237H158L156 234H155L156 237H155V235H154V236H152ZM170 235H171V236H170ZM214 235H215V236H214ZM225 235H226V234H225ZM60 236H62V235H60ZM85 236H87V235H85ZM95 236H96V235H95ZM127 236H129V235H127ZM137 236H136V237H137ZM143 236H142V237H143ZM169 236H170V237H169ZM177 236H178V237H177ZM195 236H196V235H195ZM199 236H200V235H199ZM202 236H204V235H202ZM209 236H210V235H209ZM211 236H210V238H211ZM218 236H219V235H218ZM229 236H230V235H229ZM251 236H252V235H251ZM57 237H58V236H57ZM87 237H88V236H87ZM113 237H114V236H113ZM116 237H117V236H116ZM118 237H119V236H118ZM129 237H130V236H129ZM139 237H141V236L139 235ZM171 237H174V238L171 240ZM193 237H194V236H193ZM197 237H198V236H197ZM197 237H195L196 239L194 238V239L197 240V241H199L198 239L201 240V239L203 238V237H201V238H200V237L197 238ZM205 237H206V236H204V238H205ZM219 237H220V236H219ZM107 238H108V237H107ZM150 238H151V240H150ZM154 238H155V239H154ZM228 238H229V237H228ZM70 239H71V238H70ZM70 239H69V241H70ZM83 239H84V238H83ZM92 239H93V238H92ZM101 239H102V238H101ZM121 239H124V240H127V241L129 240V238L126 239V237H125V238L121 237ZM121 239H120V240H121ZM153 239H154V240H153ZM159 239H160V238L158 237V238H157V241H158V242H160ZM183 239H182L181 241H183L182 244H183V246H185L184 243H186V241H184ZM192 239H193V238H192ZM192 239H191V236H190V240H192ZM205 239H206V238H205ZM205 239H204V240H205ZM223 239H224V238H223ZM247 239H248V238H247ZM247 239H246V240H247ZM251 239H253V238H251ZM64 240H65V239H64ZM87 240H88V239H87ZM111 240H112V243H113V245H114L113 239H111ZM116 240H117V238L115 239V241H116ZM136 240H137V239H136ZM160 240H161V239H160ZM179 240H177V242H176L177 244H178ZM190 240H189V241H190ZM204 240H203V241H204ZM211 240H212V238H211ZM214 240H215V239H214ZM221 240H222V239H221ZM85 241H86V240H85ZM106 241L111 242V241H109V240H106ZM118 241H119V240H118ZM122 241H123V240H122ZM127 241H126V242H127ZM130 241H131V240H130ZM181 241H180V242H181ZM193 241H194V240H193ZM205 241H206V240H205ZM215 241H216V240H215ZM250 241H251V240H250ZM90 242H92V240H91ZM100 242H101V241H100ZM108 242H107V245H108ZM155 242H156V240H155ZM155 242H154V243H155ZM166 242H167V241H166ZM180 242H179V243H180ZM206 242H207V241H206ZM212 242H214V241L212 240ZM216 242H217V241H216ZM216 242H214L215 247L218 245V244H216ZM246 242H247V241H246ZM254 242H255V240H254ZM80 243H81V242H80ZM83 243H84V240H83L82 244H83ZM94 243H95V242H94ZM112 243H110V244L112 245ZM115 243H116V242H115ZM136 243H137V242H136ZM156 243H157V242H156ZM187 243H188V241H187ZM193 243H194V242H193ZM202 243H204V242H202ZM209 243H210V242H209ZM49 244H50V243H49ZM82 244H81V247L83 246ZM95 244H96V243H95ZM110 244H109V245H110ZM116 244H117V243H116ZM119 244H120V243H119ZM177 244H175V245H177ZM190 244H191V243H190ZM190 244H189V246H190ZM252 244H253V242H252ZM252 244H251V245H252ZM68 245H69V243H68ZM111 245L109 246V248L111 247ZM121 245H122V244H121ZM127 245H128V243H127ZM134 245H135V244H134ZM160 245H161V244H160ZM162 245H163V244H162ZM162 245H161V246H162ZM195 245H196V244H195ZM202 245H203V244H201V246H202ZM206 245H207V243H206L205 245H203V247H204V246H205V248H206V247H209V246H206ZM210 245L213 246V243L210 244ZM251 245H250V246H251ZM50 246H51V245H50ZM50 246H49V247H50ZM69 246H71V245H69ZM86 246H87V245H86ZM103 246H104V245H103ZM135 246H136V245H135ZM138 246H139V245H138ZM161 246L158 245V247H161ZM167 246H169V245L166 244V247H167ZM181 246H182V245H181ZM183 246H182V247H183ZM189 246H188V247H189ZM193 246H194V245H193ZM193 246H192V247H193ZM196 246H197L196 248H198V246H199V242H198V245H196ZM201 246H200V247H201ZM222 246H224V245H222ZM57 247H58V246H57ZM83 247H84V246H83ZM92 247H93V246H92ZM98 247H99V246H98ZM106 247H107V246H106ZM132 247H133V246H132ZM164 247H165V246H164ZM169 247H170V246H169ZM178 247H179V245H178ZM190 247H191V246H190ZM190 247H189V248H190ZM192 247H191V248H192ZM200 247H199V248H200ZM203 247H201L199 250L202 251V248H203ZM217 247H218V246H217ZM220 247H221V245L219 246V248H220ZM55 248H56V247H55ZM55 248H54V249H55ZM94 248H95V247H94ZM94 248L89 249V251H90V252H91V251L93 252V249H94ZM107 248H108V247H107ZM109 248H108V249H109ZM112 248H113V246H112ZM114 248H115V246H114ZM134 248L136 249L137 247H134ZM179 248H180V247H179ZM179 248H177V250H178ZM205 248H204V249H205ZM248 248L251 249V247H248ZM5 249H6V248H5ZM50 249H51V247H50ZM52 249H53V248H52ZM86 249H87V248H86ZM98 249H99V248H98ZM108 249H107V250H108ZM120 249H121V248H120ZM131 249H132L133 251H131ZM154 249H155V250H153V253L156 254V256H157V254H158V256H159V252H161V251L158 252V250H160V249H158V248H157V250H156V248H154ZM182 249H183V248H182ZM186 249L188 250V248H186ZM193 249H194V247H193ZM206 249H208V248H206ZM206 249H205V250H206ZM215 249H216V248H215ZM220 249H222V248H220ZM220 249H219V250H220ZM250 249H249V250H250ZM48 250H49V249H48ZM48 250H47V251H48ZM61 250H62V249H61ZM109 250H111V249H109ZM109 250L107 251L108 254H109V252H110ZM112 250H113V249H112ZM112 250H111V251H112ZM125 250H126V249H124L123 251L120 250V254H121V251H122V256L124 255L123 252H124ZM127 250H126V251H127ZM129 250H128V251H129ZM168 250L171 251V249H168ZM172 250H176V249H175V246L172 248ZM180 250H181V249H180ZM187 250L185 251L186 254L188 253ZM205 250H204V252H205ZM226 250H227V249H226ZM226 250H225V251H226ZM51 251H52V250H51ZM87 251H88V250H87ZM98 251H101V250L99 249ZM98 251H97V252H98ZM118 251H119V250H118ZM118 251H117V252H118ZM154 251H156L157 253L154 252ZM6 252H7V250H6ZM53 252H54V251H53ZM55 252H56V251H55ZM58 252H59V251H58ZM58 252H57V253H58ZM115 252H116V251H115ZM132 252H133V253H132ZM166 252H167V251H166ZM175 252H176V251H175ZM175 252H172V253H175ZM181 252H182V250H181ZM185 252H184V255H185ZM198 252H199V251H198ZM228 252H229V250H228ZM252 252H253V251H252ZM59 253H60V252H59ZM61 253H63V252H61ZM61 253H60V254H61ZM85 253H86V251H85ZM94 253H95V251H94ZM94 253H93V254H94ZM111 253H112V252H111ZM113 253H114V251H113ZM113 253H112V254H113ZM127 253H128V252H127ZM162 253H163V252H162ZM167 253H169V252H167ZM167 253H166V256L168 255ZM182 253H183V252H182ZM216 253H217V252H216ZM250 253H251V252H250ZM6 254H7V253H6ZM38 254H39V253H38ZM69 254H70V253H69ZM95 254H96V253H95ZM116 254H117V253H116ZM118 254H119V253H118ZM160 254H161V253H160ZM180 254H181V253H180V251H179V254L177 253V257H179ZM230 254H232V253H230ZM230 254H229V255H230ZM0 255H1V254H0ZM10 255H11V254H10ZM47 255H48V254H47ZM90 255H92V254L90 253ZM109 255H111V254H109ZM113 255H114V254H113ZM113 255H112V258L114 257ZM143 255H141L140 257H141L142 259H143V257H144V260H145V259H146V258H145V255H144V256H143ZM149 255H150V256H149ZM164 255H165V254H164ZM184 255H183V256H184ZM229 255H228V256H229ZM1 256H2V255H1ZM35 256H36V255H35ZM39 256H40V255H39ZM48 256H49V255H48ZM65 256H66V255H65ZM87 256H88V255H87ZM97 256H98V255H97ZM142 256H143V257H142ZM148 256H149V257H148ZM154 256H155V255H154ZM156 256H155V257H156ZM169 256H170V255H169ZM203 256H205L204 253H203ZM232 256H233V255H232ZM232 256H231V257H232ZM8 257H9V256H8ZM14 257H15V254H14ZM54 257H55V256H54ZM54 257H53V258H54ZM62 257H63V256H62ZM66 257H67V256H66ZM85 257H86V256H85ZM85 257L83 256V258H85ZM89 257H91V256H89ZM115 257H116V256H115ZM125 257L127 258V256H123L122 258L124 259ZM129 257H130V256H129ZM129 257H128V261H129V259L131 258V257H130V258H129ZM138 257H139V256H138ZM140 257H139V258H140ZM155 257H154V258H155ZM164 257H165V256H164ZM164 257H162V259H164ZM173 257H175V255L172 256L171 261H170V259H169L170 262H172V260L175 259V258H173ZM177 257H176V259H177ZM212 257H213V256H212ZM224 257H225V256H224ZM235 257H236V256H235ZM3 258H4V257H3ZM6 258H7V257H6ZM15 258H16V257H15ZM42 258H43V256H42ZM44 258H45V257H44ZM48 258H49V257H48ZM59 258H61V257H56V259H59ZM83 258H82V259H83ZM122 258H121V259H122ZM132 258H133V257H132ZM139 258L135 257L136 261H138L137 263H139V260H138ZM152 258H153V257H152ZM152 258H150V259H152ZM154 258H153V259H154ZM169 258H170V257H169ZM222 258H223V257H222ZM226 258H227V257H226ZM7 259H8V258H7ZM40 259H41V257H40ZM80 259H81V258H80ZM114 259H115V258H114ZM114 259H113V260L111 259V261H114ZM121 259H120V261H121L120 263H122V260H123V259H122V260H121ZM142 259H141V260H142ZM153 259H152V260H153ZM155 259L157 260V258H155ZM162 259H161V260H162ZM178 259H181V258H178ZM183 259H185V261H186L185 264H186L187 261H188V260H186V259H188V258H186V257L184 256ZM203 259L205 260V257H204ZM13 260H14V259H13ZM85 260H86V259H85ZM96 260H97V259H96ZM116 260H117V259H116ZM116 260H115V262H116ZM124 260H125V259H124ZM124 260H123V262H124ZM130 260H131V259H130ZM132 260H133V259H132ZM141 260H140V263H141ZM191 260H192V259H191ZM191 260H190V261H191ZM212 260H213V259H212ZM235 260H236V259H235ZM3 261H4V260H3ZM3 261H2V263H6V262H5L6 260H5L4 262H3ZM7 261H8V260H7ZM24 261L28 262L27 259L24 260ZM29 261H30V259H29ZM32 261H33V260H31V262H32ZM34 261H37V260H34ZM40 261H41V260H40ZM44 261H45V259H44L43 261H41L40 263L43 262V264H44ZM77 261H79V260H77ZM82 261H84V260H82ZM128 261H126L127 264H128ZM142 261H143V260H142ZM145 261H146V260H145ZM150 261H151V260H150ZM150 261H149V262H150ZM153 261H154V262H151L152 264L155 263V262H158V261L160 262L159 259H158L157 261H155V260H153ZM162 261H163V260H162ZM162 261H161V262H162ZM164 261H165V259H164ZM173 261H174V260H173ZM194 261H197V260H194ZM194 261H193V262H194ZM231 261H232V260H231ZM12 262H13V261H12ZM15 262H16V261H15ZM15 262H14V263H15ZM20 262L22 263V261H20ZM20 262H18V263H20ZM87 262L89 263V261H87ZM118 262H119V261H117L116 264H117ZM126 262H124V263L126 264ZM167 262H168V261H167ZM170 262H169V263H170ZM179 262H180V261H179ZM179 262H178V263H179ZM183 262H184V260H183L181 263L183 264ZM188 262H189V261H188ZM207 262H209L208 259H207ZM207 262H205V263H207ZM8 263H10V262H8ZM16 263H17V262H16ZM37 263H38V262H37ZM45 263H46V262H45ZM53 263H54V262H53ZM53 263H52V264H53ZM75 263H77V262H75ZM82 263H83V262H82ZM120 263H118V264H120ZM124 263H123V264H124ZM130 263H132V261H130ZM133 263H134V260H133ZM133 263H132V264H133ZM135 263H136V262H135ZM169 263H168V264H169ZM175 263H176V262H175ZM225 263H226V262H225ZM11 264H12V263H11ZM26 264H27V263H26ZM31 264H32V263H31ZM34 264H36V263H34ZM49 264H50V263H49ZM84 264H86V263L84 262ZM94 264H95V263H94ZM107 264H108V260H107ZM111 264H112V262H111ZM141 264H146V263H145V262H142ZM157 264H158V263H157ZM161 264H163V263H161ZM165 264H166V263H165ZM171 264H172V263H171ZM197 264H198V263H197ZM208 264H209V263H208ZM226 264H227V263H226Z\"/></svg>","mask_w":264,"mask_h":264}]
</instances>
